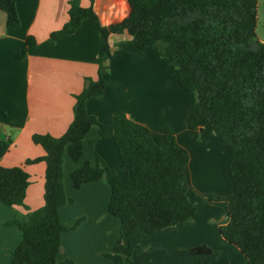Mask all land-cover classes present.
<instances>
[{
  "label": "trees",
  "instance_id": "16d2710c",
  "mask_svg": "<svg viewBox=\"0 0 264 264\" xmlns=\"http://www.w3.org/2000/svg\"><path fill=\"white\" fill-rule=\"evenodd\" d=\"M135 13L120 23L104 27L92 9L79 0L68 3V21L50 39H64L84 20L92 22L102 44L100 59L119 52L144 53L149 49L175 69L179 88L194 94L186 121L187 129L198 132L208 127L229 153L227 172L232 193L227 197L207 196L223 202L229 221L218 229L220 237L239 250L247 264H264V43L256 38L257 0H130ZM6 28L16 30L20 21L13 0H0ZM126 34L128 40L115 45L110 36ZM15 54L22 60L29 47ZM106 84L101 64L96 80L85 79L74 96L73 118L60 137L33 135L31 140L44 155L26 165L43 163V206L29 212L24 223L12 221L20 231L18 246L9 264H56L61 236L66 229L58 211L71 204L63 188V157L78 163L83 139L92 127L98 138H111L119 163L110 169L95 156V165L85 163L72 172L74 190L105 181L110 187L107 213L120 223L119 237L103 258L113 264H212L218 255L201 245L167 252L162 249L135 252L147 234L187 222L196 212L187 197L188 152L172 131L160 143L151 131L124 115L99 122L86 112V102L102 94ZM5 123L21 129L23 122L5 116ZM90 143V146H92ZM30 185L22 167L0 166V203L22 207ZM75 227H72L73 230Z\"/></svg>",
  "mask_w": 264,
  "mask_h": 264
},
{
  "label": "crops",
  "instance_id": "0c3cea01",
  "mask_svg": "<svg viewBox=\"0 0 264 264\" xmlns=\"http://www.w3.org/2000/svg\"><path fill=\"white\" fill-rule=\"evenodd\" d=\"M13 1L20 21L18 29L8 30L6 16L0 11V166L24 168L30 185L22 207H8L0 203V264L10 263L11 253L20 241L18 228L5 224L12 221L24 223L29 212L43 206L45 165L25 164L44 155L31 138L36 134L56 138L64 134L73 118L74 96L83 90L85 79H97L100 64L106 87L102 94L86 102L88 115L96 117L99 122L124 115L148 128L155 143L162 141L164 133L155 136L153 129L165 117L158 114L162 105L159 96L155 95L162 81L161 63L155 60L152 53L122 51L115 55L114 61L108 56L100 59L102 41L90 20H84L67 38L50 39V34L62 29L68 21L67 10L71 0ZM79 2L82 8L89 7V0ZM92 9L104 27L132 18L135 13L130 0H93ZM114 37L121 40L114 41V44L128 40L126 34L110 36L108 42L112 49L115 46H112ZM27 38H33L35 46L29 47L25 58L19 61L15 54L26 47ZM178 88L177 97L181 99L178 115L183 125L178 132L170 129L174 131L178 144L189 154L186 167L187 197L196 212L187 222L147 234L142 241L147 242L148 246L145 243V246L139 245L138 248L173 252L204 245L218 255L212 264H219L220 255L226 256L225 264H247L239 250L217 234L218 229L229 221L226 204L225 207L220 205L208 209L211 207H198L193 200L196 196L191 186H194L193 180L197 175L193 174L199 172L206 160L199 151L200 145H195L193 140L195 135L205 133L208 127L203 128L202 132L187 129L186 121L192 104L186 102L185 95ZM167 102L161 109L166 115L171 112ZM5 116L22 121L23 127L15 129L8 126ZM165 127L160 129L163 131ZM97 134V128L92 127L84 137L82 158L78 163L72 162L66 153L63 157V188L72 203L59 209V219L66 229L74 227L77 222L82 223L61 236L56 264H113L102 257L119 237L120 223L107 213L110 187L105 181H98L74 190L70 181L72 172L85 163L95 165V156L100 157L110 169L118 165V152L112 139L98 138ZM209 145L217 147L215 153L220 148L216 139L209 141ZM210 236L212 242L219 244H212L217 249L208 243L188 242L210 241Z\"/></svg>",
  "mask_w": 264,
  "mask_h": 264
},
{
  "label": "rangeland",
  "instance_id": "374dc122",
  "mask_svg": "<svg viewBox=\"0 0 264 264\" xmlns=\"http://www.w3.org/2000/svg\"><path fill=\"white\" fill-rule=\"evenodd\" d=\"M255 34H256V38L258 40H261V42L264 43V0H257V25H256ZM114 41L116 42V41H121V40L119 39V37H114L112 46L120 43V42H118V43L114 44ZM114 48H115V46L113 47V49L111 48L112 51L114 50ZM147 52L150 54L152 53L153 57H155V60L160 61V63H161L160 73H161V77H162L161 80L162 81H161V86L157 90V93L155 95L159 96V99L161 101L160 103H161L162 107L168 101L167 106L171 111L168 115H166L163 113V110H161L162 107L160 108V111L158 114H159V116L165 115V117L162 120L164 123L162 121H159V123H158L159 128L158 127L154 128L153 133L155 134V136H161V135H163V133H165L166 130L172 131V129H170V128H173V129L177 130L176 132H178V130L181 128V126L183 124L181 121V117L178 115L180 112V109H181V106H180L181 99H180V97H177L178 94H177L176 88L178 87V84L176 81L175 69L165 59L159 57L155 53L154 50L149 49ZM114 57L115 56L110 57L111 60ZM112 61H114V60H112ZM109 81H111V79H109ZM114 85L115 84H111V86H114ZM174 87H175V90H174ZM178 91L180 93H182L183 95H185L186 102H190V104H192V106H193V103L195 100V95L194 94H187V93L184 94L183 92H181L180 89ZM163 126H166V127L162 131L160 128ZM172 132L174 133V131H172ZM215 139L216 138L213 136L212 132L208 128V130H206L205 133H201L200 135H198V134L195 135V139L193 140L195 145H200L199 148H201V149H199V151H200V153L203 154V156L205 155L204 158H206L205 163L203 161L204 165H201L202 167L199 170V172L198 171H197V173L194 172L193 175H196V174L197 175L195 176V178L193 180L194 186L193 185L191 186L193 195L196 196V198L195 199L193 198V200H195V202L198 204L197 206L201 207V208L202 207H211L208 209H213V208L215 209V208H218V206H220V205H224V207H225V203L211 202L209 199H207V196H215V195H218V197L223 196L226 194H230L231 189H232L230 177H229L228 172H227V164H228V160H229L228 150L224 145H222L216 139L220 148L217 151V153H215L214 150L217 147L209 145V141H211V140L215 141ZM219 178H221V179H219ZM203 193L206 194V196H204V197L200 196ZM212 206H214V207H212ZM81 223H82L81 221L77 222L74 225V227H76V228L79 227ZM71 231H73V230H71V228H70V230L67 233H69ZM217 234L215 235V237H217ZM211 238L212 237L210 236V241H188V242H189V244H197V243L198 244H201V243L207 244L208 243L211 246H213L212 244H216L218 246L219 244L216 241L212 242ZM145 243L148 246L147 242H145V241H142L141 244H139V245L145 246ZM194 247H196V246H194ZM213 247H214V249H217L215 246H213ZM135 251H136V253H138L140 250H139V248H136ZM225 257H226L225 255H220L218 263L219 264H225V261H226V259H224ZM105 260H107V259H105Z\"/></svg>",
  "mask_w": 264,
  "mask_h": 264
},
{
  "label": "water",
  "instance_id": "95a60500",
  "mask_svg": "<svg viewBox=\"0 0 264 264\" xmlns=\"http://www.w3.org/2000/svg\"><path fill=\"white\" fill-rule=\"evenodd\" d=\"M199 132H202V129H200Z\"/></svg>",
  "mask_w": 264,
  "mask_h": 264
},
{
  "label": "bare ground",
  "instance_id": "6f19581e",
  "mask_svg": "<svg viewBox=\"0 0 264 264\" xmlns=\"http://www.w3.org/2000/svg\"><path fill=\"white\" fill-rule=\"evenodd\" d=\"M219 179H221V178H219ZM222 183V182H221ZM228 185V184H227Z\"/></svg>",
  "mask_w": 264,
  "mask_h": 264
}]
</instances>
